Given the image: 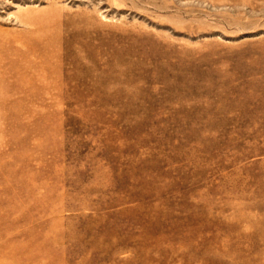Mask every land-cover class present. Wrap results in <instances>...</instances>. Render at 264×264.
Here are the masks:
<instances>
[{
    "label": "rangeland",
    "instance_id": "obj_1",
    "mask_svg": "<svg viewBox=\"0 0 264 264\" xmlns=\"http://www.w3.org/2000/svg\"><path fill=\"white\" fill-rule=\"evenodd\" d=\"M0 264H264V0H0Z\"/></svg>",
    "mask_w": 264,
    "mask_h": 264
}]
</instances>
